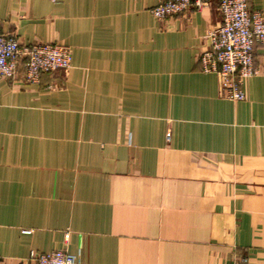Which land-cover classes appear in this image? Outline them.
<instances>
[{
	"label": "crops",
	"instance_id": "1",
	"mask_svg": "<svg viewBox=\"0 0 264 264\" xmlns=\"http://www.w3.org/2000/svg\"><path fill=\"white\" fill-rule=\"evenodd\" d=\"M159 3L0 0V33L72 51L39 84L0 77V264H264V44L228 100L200 63L218 4Z\"/></svg>",
	"mask_w": 264,
	"mask_h": 264
},
{
	"label": "built area",
	"instance_id": "2",
	"mask_svg": "<svg viewBox=\"0 0 264 264\" xmlns=\"http://www.w3.org/2000/svg\"><path fill=\"white\" fill-rule=\"evenodd\" d=\"M159 1L151 11L159 21L218 4L222 22L210 31V46L202 53L200 63L205 73L220 76L224 98L245 101L244 82L255 73V48L264 44V12L252 10L249 0ZM71 65L72 51L68 46L55 43L23 46L15 36L0 33V77L12 79L23 72L26 83L39 84L43 74L66 71ZM31 260L33 264H82L77 256L65 250L32 253ZM236 264H248V259L242 258Z\"/></svg>",
	"mask_w": 264,
	"mask_h": 264
}]
</instances>
